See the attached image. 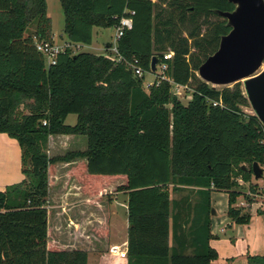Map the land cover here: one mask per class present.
I'll list each match as a JSON object with an SVG mask.
<instances>
[{"label": "trees", "instance_id": "16d2710c", "mask_svg": "<svg viewBox=\"0 0 264 264\" xmlns=\"http://www.w3.org/2000/svg\"><path fill=\"white\" fill-rule=\"evenodd\" d=\"M59 2L63 32L72 44L90 45L94 27H116L122 16H131V28L117 40V54L150 72L152 56L162 59L172 51L166 75L186 85L190 99L180 101L166 80L145 90L143 76L103 54L65 49L47 65L36 47L52 42L46 0H0V133L17 141L23 175L0 190V264L87 263L84 250L47 240L49 177L57 162L76 159L68 174L87 195L125 180L117 190L128 194V264H211L218 253L209 244L210 191H227L228 217L248 223L249 213L233 206L241 194L237 179L250 183L253 163L264 165V124L239 108L246 102L240 83L216 89L196 75L230 29L214 10L234 5L226 0ZM212 15L221 19L202 34L199 18ZM20 106L27 113H20ZM70 114L76 116L73 124L66 122ZM55 134L84 135L87 146L51 157L47 143ZM178 191L186 193L171 198ZM249 191L258 192L256 185L250 183ZM259 213L264 214V200ZM247 264H264V252L248 255Z\"/></svg>", "mask_w": 264, "mask_h": 264}, {"label": "rangeland", "instance_id": "374dc122", "mask_svg": "<svg viewBox=\"0 0 264 264\" xmlns=\"http://www.w3.org/2000/svg\"><path fill=\"white\" fill-rule=\"evenodd\" d=\"M47 2V11L48 15L51 18L52 23V44L55 45L60 50L69 49L70 52H79V51H88L92 53H99L106 56H112L114 53L112 50H110L109 46H107L108 43L114 42V35L116 33L115 26H111L108 28H100V27H94L93 30V39L92 43L90 45H84V46H78L76 44H72L68 41L66 35L63 32L64 27V17L62 8L60 5L59 0H46ZM165 3H162V7L165 6ZM221 17H217L215 15H212L208 18L206 21L203 17L199 18V23L201 25V33H205L208 25L211 23H214L218 20H220ZM191 27V26H190ZM28 30H32V27H30ZM192 51L194 49L192 48ZM160 71L159 66L157 65V71L158 74ZM197 75V71H196ZM198 76V75H197ZM199 77V76H198ZM143 80H144V88L145 90H148L147 83L150 81H153L155 79V73L153 72H144L143 73ZM199 79H201L199 77ZM202 80V79H201ZM203 81V80H202ZM241 89L243 90V84L242 82H239ZM235 83H230L227 85H216V89H221L223 87H228L229 89L233 88ZM172 91V90H171ZM177 97L182 101L184 104L188 102L190 99V90L189 89H183L181 95H177ZM246 97V96H245ZM239 108L248 115H254V112L250 106V103L248 102L246 98L245 103H241L239 105ZM20 113H27V110L23 108V106H20L19 110ZM76 120V116L74 114L68 115L66 122L69 124H73ZM67 137L68 139H62L61 137ZM51 144L49 146V143H47V154L49 156H56V155H63L68 151H73L77 149H85L87 146V140L86 136L84 135H60L55 134L52 135ZM10 143H7L3 140L0 141V187H4L5 184H12L17 183L20 181V176H22L21 173V167L19 164V146L17 142H13L12 138ZM260 166L263 169L262 177L261 179H254L253 175L250 180L251 184H255L257 187L258 192H251L255 195H248L247 192L249 191V184L248 182H244L242 180L238 181V187L237 189L241 192L239 196L236 198V202L233 204L234 207H240L243 212H247L250 215V219L248 223L245 224H237L234 223L227 215L228 210V192L224 190H211L209 193V202L211 206V210L213 209L215 213L210 212V232L214 235H219L218 238V247L220 250L230 251L231 247L238 250V246L242 245L244 246L248 239H251V242L255 246H262L264 248V222L263 217L258 218L261 216V213H259V210L263 206V200H264V165L260 164ZM19 180V181H18ZM119 181V180H117ZM115 181L114 183H116ZM10 182V183H8ZM12 182V183H11ZM117 189V187H116ZM188 189V188H186ZM115 191V188L113 189ZM52 191V190H51ZM186 193V191H178L176 197H179ZM111 195V194H110ZM108 195L105 196L104 199L107 198ZM50 196V198H49ZM112 200V199H111ZM105 201V200H104ZM241 202L243 204H241ZM50 205H54L51 207ZM69 208L66 209L67 213H64V218H68V216L74 215V210L71 208L72 206L69 204ZM46 208L49 212L50 216V226L49 229V237L48 241L51 244H71L72 238L70 234V230H67V225L64 222L63 218H60V215L58 216L57 210L59 209L56 206L55 202V192H51L49 195H47L46 198ZM60 210V209H59ZM97 216V215H96ZM61 220H63L64 228L62 234H57L56 232V224L59 223ZM231 220L233 223V229L232 231L229 230V221ZM97 221V220H96ZM58 225V224H57ZM238 225H246V228L250 229L249 235H242L237 232V226ZM59 226V225H58ZM224 228V231H221L220 229ZM95 229V228H94ZM121 230L120 227H118V232L114 235L116 236L113 239V241H120V234L119 231ZM233 232V233H232ZM230 235L233 236L234 241L232 238H230ZM252 236V237H251ZM74 241V240H73ZM247 248V247H246ZM66 249H71L70 246L66 247ZM250 249V248H249ZM264 250V249H263ZM106 253L108 252V247L104 250ZM264 252V251H263ZM249 255H251L249 252H247ZM260 254V253H259ZM239 258H234V260ZM247 260V257H246ZM89 264H98L97 263V256H91L90 257V263ZM226 264H235V262L232 263L231 259L229 258ZM236 264H239L237 262Z\"/></svg>", "mask_w": 264, "mask_h": 264}, {"label": "crops", "instance_id": "0c3cea01", "mask_svg": "<svg viewBox=\"0 0 264 264\" xmlns=\"http://www.w3.org/2000/svg\"><path fill=\"white\" fill-rule=\"evenodd\" d=\"M48 15V11H47ZM49 16V15H48ZM94 30V29H93ZM78 46H84L83 44H76ZM99 54V53H96ZM52 135L48 138L49 146L51 144ZM62 136V134H61ZM10 137L5 133H0V141L3 140L7 143L11 142ZM62 139H68L67 137H61ZM13 139V138H12ZM13 139L12 141H14ZM17 142V141H16ZM18 144V143H17ZM79 150V149H77ZM84 150V149H80ZM78 161H63L57 162L55 164V172L53 175L49 177L48 180V195L55 192V202L56 206L60 209L57 210L58 216L64 219V222L67 224V230H70L72 242L71 244H59L61 247L70 246L71 249H81L87 253V263H90L91 256H97L98 264H128L127 255L124 257L113 255L110 253H106L104 250L111 245L120 246L121 250L126 251L127 253V227H128V219H127V200L128 194L125 190H117L116 187L122 185L125 180L123 178H118L111 182L109 185L105 186L102 192L95 196H90L85 194L81 190V185L75 179V177L70 176L68 174V168L75 164ZM1 162V161H0ZM19 164H20V148H19ZM23 178V175L20 176V180ZM119 180V181H117ZM19 181V180H18ZM117 181L116 183H114ZM10 183V182H8ZM12 183V182H11ZM8 184H5V186ZM4 186V187H5ZM4 187H0V190L4 189ZM115 188V191L113 190ZM52 190V191H51ZM178 192L171 194V198L176 197ZM110 195L104 199L103 195ZM50 198V196H49ZM112 199V200H111ZM105 200V201H104ZM71 205L73 208L74 215L68 216V218H64V213H67L66 209L69 208L68 205ZM53 207L54 205H50ZM97 215V216H96ZM263 217L264 222V214H261L258 218ZM97 220V221H96ZM229 230L232 231L233 223L231 220H228ZM59 226H58V225ZM56 224V232L57 234H62L65 230L63 220ZM47 225H48V237H49V229L50 226V216L48 212L47 217ZM118 227L121 228L119 231L120 241H113L116 236H114L118 232ZM95 228V229H94ZM224 231V228L220 229ZM242 235H249L250 229L246 228V225H238L237 232ZM233 233V232H232ZM212 234V233H211ZM219 235L212 234V238L209 240L210 246L216 249L218 253L217 259L213 260L211 264H226L228 259L230 258L232 263L239 262V264H247L246 257L254 254H262L263 247L255 246L251 239H248L245 242L244 246L239 245L238 250L236 251L231 247L230 251L220 250L218 245ZM252 237V236H251ZM230 238L233 239V236L230 235ZM48 240V239H47ZM74 240V241H73ZM49 242V241H48ZM172 232L171 228L169 231V245L172 246ZM247 247V248H246ZM250 248V249H249ZM109 252V251H108ZM234 258H239L234 260Z\"/></svg>", "mask_w": 264, "mask_h": 264}, {"label": "water", "instance_id": "95a60500", "mask_svg": "<svg viewBox=\"0 0 264 264\" xmlns=\"http://www.w3.org/2000/svg\"><path fill=\"white\" fill-rule=\"evenodd\" d=\"M226 1L234 5L232 10L214 12L225 18L230 29L220 36L216 50L199 64L197 75L213 87L242 81L254 115L264 123V70L257 74L264 61V0ZM158 62L159 58L152 56L151 71ZM262 173L260 164L254 162V179H261Z\"/></svg>", "mask_w": 264, "mask_h": 264}, {"label": "built area", "instance_id": "2783aa9c", "mask_svg": "<svg viewBox=\"0 0 264 264\" xmlns=\"http://www.w3.org/2000/svg\"><path fill=\"white\" fill-rule=\"evenodd\" d=\"M131 26H132L131 16H122L119 19V23L115 27L116 33L114 35V42L113 43L111 42L108 45L110 50H112L114 53L112 56L108 55V57L111 60H113L115 62H122V61L125 62V60L117 54L118 52H117L116 43H117L118 38L121 37V35L123 34V32L127 29H130ZM36 47L40 52H42L45 55L47 65L55 63L57 53L59 51H61L55 45H53L52 42H49V41L37 42ZM172 55H173L172 51H167V52L163 53L162 59H159V62L155 66V70L154 71L150 70V72L155 73V79L153 81L148 82L146 86L149 87L153 83L158 84L160 81L166 80L170 84L172 94L177 96V95H181L183 89H189V88L186 85H181V84L175 83L170 77H168L166 75V69L168 66V63L166 62V60H170L172 58ZM125 63H127V62H125ZM127 64L129 67L132 68V71L134 72L135 75H137L139 77L143 76L144 71L141 67L137 66L136 64H134L132 62L131 63L129 62ZM157 65L159 66V69H160L158 74L156 73ZM150 72H148V73H150ZM213 105H216V102H213ZM43 123H45V121H43ZM239 180H241V179H237V181H239ZM247 194L251 195V196L255 195V194L251 193V191H248ZM241 204H243V203L241 202ZM108 251L110 254H113V255H118L121 257L126 256V251L121 250L120 246H118V245L109 246Z\"/></svg>", "mask_w": 264, "mask_h": 264}, {"label": "flooded vegetation", "instance_id": "af4514ba", "mask_svg": "<svg viewBox=\"0 0 264 264\" xmlns=\"http://www.w3.org/2000/svg\"><path fill=\"white\" fill-rule=\"evenodd\" d=\"M262 70H264V61H263V63H262V66L260 67V69H259V71H258V73L257 74H259ZM256 74V75H257ZM255 76V75H254ZM239 82H242V81H239ZM243 84V83H242ZM243 93H244V89H243ZM244 95H245V93H244ZM264 124V123H263Z\"/></svg>", "mask_w": 264, "mask_h": 264}]
</instances>
